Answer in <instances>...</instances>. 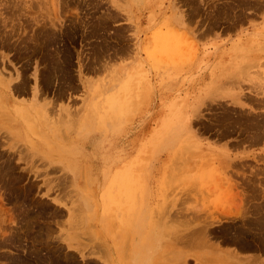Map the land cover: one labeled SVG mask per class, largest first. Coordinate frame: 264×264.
<instances>
[{
    "label": "rangeland",
    "instance_id": "1",
    "mask_svg": "<svg viewBox=\"0 0 264 264\" xmlns=\"http://www.w3.org/2000/svg\"><path fill=\"white\" fill-rule=\"evenodd\" d=\"M52 3L0 0V264H264V0Z\"/></svg>",
    "mask_w": 264,
    "mask_h": 264
},
{
    "label": "bare ground",
    "instance_id": "2",
    "mask_svg": "<svg viewBox=\"0 0 264 264\" xmlns=\"http://www.w3.org/2000/svg\"><path fill=\"white\" fill-rule=\"evenodd\" d=\"M12 1V0H11ZM53 2V1H52ZM10 3V2H9ZM8 3V4H9ZM18 3V2H17ZM11 4V3H10ZM14 4H15V2H14ZM21 4V3H20ZM19 4V5H20ZM52 5H55V0H54V3H52ZM7 6V5H6ZM16 6V5H15ZM22 6V5H21ZM9 7H12L11 5L9 6ZM22 8H24V7H22ZM21 8V9H22ZM13 9H14V7H13ZM22 11V10H21ZM11 12H12V10H11ZM19 12V11H18ZM14 16V15H13ZM10 17V16H9ZM13 19H15L14 17H13ZM9 20V19H8ZM10 21V20H9ZM1 23V22H0ZM44 24H45V22H44ZM51 24V23H50ZM55 24V23H54ZM2 25V24H1ZM47 25V24H46ZM15 26V25H14ZM6 28V27H5ZM8 31V30H7ZM11 31V30H10ZM8 33V32H7ZM9 34V33H8ZM38 35V34H37ZM40 35V34H39ZM13 37V36H12ZM37 37V36H36ZM40 39H42V38H40ZM31 42V41H30ZM44 44V43H43ZM24 46H25V44H24ZM26 52H27V50H26ZM30 57V56H29ZM4 58V57H3ZM45 61V60H44ZM52 61V60H51ZM58 61V60H57ZM58 63V62H57ZM49 64V63H48ZM60 66V65H59ZM4 73V72H3ZM6 85H9V84H6L5 82H2V83H0V88H2V89H5V87H6ZM40 86V85H39ZM13 90V89H12ZM3 91V90H2ZM15 92V91H14ZM38 92H40L39 90H38ZM15 94V93H14ZM16 102V101H15ZM259 103V102H258ZM8 110V109H7ZM236 116V115H235ZM220 118V117H219ZM249 120V119H248ZM250 121V120H249ZM242 122H244V121H242ZM248 124V123H247ZM264 129V128H263ZM255 132V131H254ZM253 140V139H252ZM234 166V165H233ZM230 173V172H229ZM260 215H261V213H260ZM246 228V227H245ZM258 228V227H257ZM260 228V227H259ZM248 229V228H247ZM261 230V229H260ZM209 229L206 227V226H204V227H201V233H200V239H201V242H202V244L203 245H205V243H207L208 242V240H209V236H210V234H209ZM248 231H249V229H248ZM48 237H50L49 235H48ZM202 237V238H201ZM241 243V242H240ZM200 245V244H199ZM205 247H206V245H205ZM217 249L219 250L220 249V247L219 246H217ZM232 252H230V251H225V250H219L218 252H217V256L219 257V258H225V257H231V258H233L234 259V257H232L230 254H231ZM235 252H233V255H235L234 254ZM238 254L239 253H237V255H235V256H238Z\"/></svg>",
    "mask_w": 264,
    "mask_h": 264
},
{
    "label": "flooded vegetation",
    "instance_id": "3",
    "mask_svg": "<svg viewBox=\"0 0 264 264\" xmlns=\"http://www.w3.org/2000/svg\"><path fill=\"white\" fill-rule=\"evenodd\" d=\"M243 12H245V16L254 13L253 11H249V10H243ZM254 14H255V13H254Z\"/></svg>",
    "mask_w": 264,
    "mask_h": 264
}]
</instances>
